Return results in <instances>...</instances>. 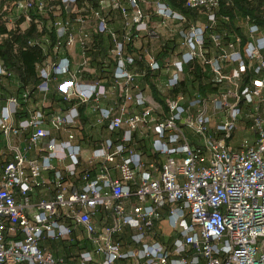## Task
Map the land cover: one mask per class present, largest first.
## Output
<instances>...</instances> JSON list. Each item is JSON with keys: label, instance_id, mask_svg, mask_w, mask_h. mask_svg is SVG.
<instances>
[{"label": "built area", "instance_id": "obj_1", "mask_svg": "<svg viewBox=\"0 0 264 264\" xmlns=\"http://www.w3.org/2000/svg\"><path fill=\"white\" fill-rule=\"evenodd\" d=\"M152 1L5 9L10 25L37 21L45 61L25 86L0 59V264H264V30H212L228 23L216 0H188L207 22L187 27ZM156 18L178 29L171 50ZM78 231L90 251L49 248Z\"/></svg>", "mask_w": 264, "mask_h": 264}, {"label": "trees", "instance_id": "obj_2", "mask_svg": "<svg viewBox=\"0 0 264 264\" xmlns=\"http://www.w3.org/2000/svg\"><path fill=\"white\" fill-rule=\"evenodd\" d=\"M22 0H0V59L9 73L13 74L21 80L25 86L36 85L38 83L36 66L45 61V56L38 46H33V42L37 40L43 33L39 29L37 21L32 23H25L21 20L14 25L8 23V13L5 9L15 2ZM188 0H161V2L176 13L186 16L188 19L187 26L191 24H202L207 22V15L204 9H190L187 7ZM218 2V9L216 16L219 19H224L228 23L218 21V26L212 30L221 32H228L237 35L243 40V29L241 24L244 20L249 19L251 23L264 30V0H216ZM90 5L94 4L88 1ZM86 6L80 3L78 7L81 9ZM211 30V29H210ZM54 38V36H53ZM176 38L178 36L176 35ZM55 39V38H54ZM228 38H224L226 42ZM174 47L172 43L164 44L165 50H171ZM97 50L93 53V60H98L105 54L102 39L97 40L95 45ZM142 67V66H141ZM143 68V67H142ZM195 80L202 96L212 97L216 96L221 90L212 84L203 85L201 79L205 76L204 69L196 66ZM54 89V86H52ZM152 93L157 100L162 102L158 92L152 87ZM183 88H176L171 92L172 96H176ZM56 93V91H54ZM61 247V252L64 257L69 255V249L78 247V243L68 245L67 243H55Z\"/></svg>", "mask_w": 264, "mask_h": 264}, {"label": "crops", "instance_id": "obj_3", "mask_svg": "<svg viewBox=\"0 0 264 264\" xmlns=\"http://www.w3.org/2000/svg\"><path fill=\"white\" fill-rule=\"evenodd\" d=\"M125 2L127 3L128 0H125ZM141 2H142V0H139L140 6L143 9L147 10L146 6H144L143 3H141ZM149 3L151 4V3H155V2L152 0H149ZM118 23L121 26L120 22H118ZM153 24L157 25V32L161 35V40L163 41V44L169 43L171 41V39L174 38L175 33L178 30L175 25H172L170 23L163 25L162 21L157 19V18L153 20ZM116 27L120 28L119 26H116ZM105 54H106V51H105ZM54 91H56V93H54ZM53 93L56 95L58 94L56 85H54ZM238 134H237V138H238ZM243 135L241 137L239 136L238 139H241L243 137ZM161 230L166 235L164 238L167 239V236L170 234V229H169V226L166 222L161 224ZM129 237L130 236H128V235L125 236L123 238V240L126 243H129V239H130ZM76 238H77V241H75L74 244L78 243L77 244L78 247H76L75 249H72V250L69 249L70 250L69 255L67 257H65L67 260L72 259L71 257L75 256L79 252V250H89L90 251V247L87 245L86 238L81 231H78L76 233ZM49 248L54 252V254L56 256L64 257L63 256L64 254H62V252H61V247H59L58 244L50 243Z\"/></svg>", "mask_w": 264, "mask_h": 264}, {"label": "rangeland", "instance_id": "obj_4", "mask_svg": "<svg viewBox=\"0 0 264 264\" xmlns=\"http://www.w3.org/2000/svg\"><path fill=\"white\" fill-rule=\"evenodd\" d=\"M242 135H243L242 133H239V134H238V138H239V136L241 137Z\"/></svg>", "mask_w": 264, "mask_h": 264}]
</instances>
